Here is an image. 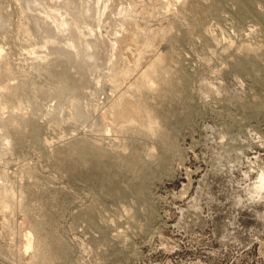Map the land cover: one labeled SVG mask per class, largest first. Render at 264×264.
Instances as JSON below:
<instances>
[{"label":"rangeland","instance_id":"374dc122","mask_svg":"<svg viewBox=\"0 0 264 264\" xmlns=\"http://www.w3.org/2000/svg\"><path fill=\"white\" fill-rule=\"evenodd\" d=\"M0 264H264V0H0Z\"/></svg>","mask_w":264,"mask_h":264},{"label":"bare ground","instance_id":"6f19581e","mask_svg":"<svg viewBox=\"0 0 264 264\" xmlns=\"http://www.w3.org/2000/svg\"><path fill=\"white\" fill-rule=\"evenodd\" d=\"M153 68H154V66H152V70H153ZM150 119H151V117H150ZM151 121H153V120L151 119ZM150 123H152V122H150ZM153 124H154V123H153ZM151 127H152V126H151ZM149 130H150V129H149ZM81 147H82V145H81L79 148H81ZM79 159H80L79 156L75 158L76 161H79Z\"/></svg>","mask_w":264,"mask_h":264}]
</instances>
